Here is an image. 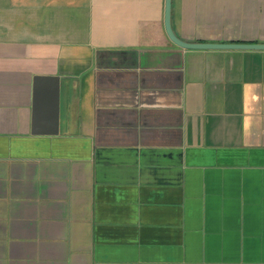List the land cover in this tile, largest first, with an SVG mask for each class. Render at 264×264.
<instances>
[{
  "label": "crops",
  "instance_id": "0c3cea01",
  "mask_svg": "<svg viewBox=\"0 0 264 264\" xmlns=\"http://www.w3.org/2000/svg\"><path fill=\"white\" fill-rule=\"evenodd\" d=\"M165 11L0 0V264H264V49L180 47ZM171 26L264 44V0H172Z\"/></svg>",
  "mask_w": 264,
  "mask_h": 264
},
{
  "label": "water",
  "instance_id": "95a60500",
  "mask_svg": "<svg viewBox=\"0 0 264 264\" xmlns=\"http://www.w3.org/2000/svg\"><path fill=\"white\" fill-rule=\"evenodd\" d=\"M171 3L172 0H166L165 27L169 38L176 45L187 49H264V44H205V43H186L180 40L173 32L171 26ZM50 84V90L47 85ZM46 92H51L55 100V111L53 116L57 120L58 114V96H59V78L58 77H36L34 81V99H35V119L41 114V103Z\"/></svg>",
  "mask_w": 264,
  "mask_h": 264
}]
</instances>
